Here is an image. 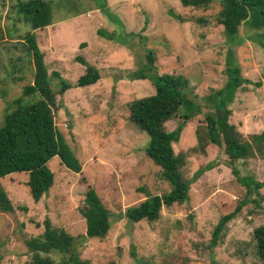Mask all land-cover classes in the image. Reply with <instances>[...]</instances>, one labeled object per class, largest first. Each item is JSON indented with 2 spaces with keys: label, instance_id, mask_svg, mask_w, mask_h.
I'll return each instance as SVG.
<instances>
[{
  "label": "rangeland",
  "instance_id": "374dc122",
  "mask_svg": "<svg viewBox=\"0 0 264 264\" xmlns=\"http://www.w3.org/2000/svg\"><path fill=\"white\" fill-rule=\"evenodd\" d=\"M14 1L0 0V121L6 103L32 77L22 42L29 25L16 16ZM47 1L51 21L33 30L47 70L59 71L74 84L84 70L74 56L81 55L100 77L92 84L68 88L57 97L54 109L55 125L77 157L80 171L67 169L53 156L48 161L52 185L36 202L29 195L25 172L0 178L13 206L0 211V264H31L24 240L40 235L44 217L72 235L73 250L88 264H264L252 236L253 228L264 223V149L252 144L245 158L229 165L224 145L207 142L201 151L195 148L194 133L195 127L205 124L210 103L205 97L225 81L226 64L237 66L248 80L227 104L238 141L251 142L252 133L264 130V28L240 24L230 40L215 21L219 0L206 8L183 7L178 0ZM197 16L203 21H196ZM97 28L107 35H99ZM147 52L154 58L151 71L187 79V94L203 111L185 123L172 143L174 152L184 155L183 177L190 178L208 163L212 168L192 180L181 204L162 206L153 221L132 222L124 215L127 206L169 188L145 154V133L128 118L129 102L151 94L153 86L148 78L123 74L145 66ZM176 123L177 118H171L163 126L169 131ZM232 167L263 183L257 194H246ZM87 187L97 192L109 212V228L102 238L85 236L79 210ZM243 198L246 201L235 211ZM231 211L233 217L211 245L215 223ZM69 254L53 250L51 264H70Z\"/></svg>",
  "mask_w": 264,
  "mask_h": 264
},
{
  "label": "trees",
  "instance_id": "16d2710c",
  "mask_svg": "<svg viewBox=\"0 0 264 264\" xmlns=\"http://www.w3.org/2000/svg\"><path fill=\"white\" fill-rule=\"evenodd\" d=\"M183 7L206 8L212 0H178ZM220 9L215 21L222 25L225 36L230 40L240 24L250 28H264V0H219ZM13 8L16 16L29 25L23 36V46L32 65V77L26 82L20 93L6 103L0 121V178L11 172H25V183L31 199L36 202L47 192L53 182V173L48 161L57 156L59 163L73 172L80 171V163L58 130L54 122V109L57 97L71 86H86L99 77L98 69L81 55L74 59L84 66V70L70 83L59 71L47 70L43 54L38 48L33 30L50 23V6L47 0H15ZM73 16V15H72ZM203 21V17H195ZM99 35H107L97 28ZM112 35V33L110 34ZM83 45V42L79 43ZM147 60V62H146ZM154 60L150 52L145 54V66L136 71L126 72L128 78H148L153 92L131 100L128 104V118L145 133L147 140L144 151L147 157L159 167V176L169 188L160 194H146L136 205L127 206L126 218L132 222L142 219L153 221L159 217L160 208L173 203L181 204L188 196L189 185L204 169L212 168L210 163L197 169L190 178H184L180 166L184 162L182 153H175L172 143L180 134L182 127L197 114L203 113L201 105L188 96L187 79L173 72L156 73L151 71ZM226 78L223 85L205 97L209 109L204 112L205 124L194 129L195 148L204 151L207 142L216 146L224 145L229 165L237 158H245L250 146L264 149V130L251 134V142H240L235 128L228 121L230 113L227 104L232 101L237 87L243 81L237 66L226 64ZM259 84V82H256ZM243 89V86H239ZM177 118L176 126L171 130L164 128V121ZM237 132V131H236ZM240 133V132H239ZM195 148L193 150L195 151ZM236 180L245 187L247 195L255 193L263 185L250 175H241L232 167ZM245 198L235 207V211ZM258 204V199H252ZM13 209L3 186L0 183V211ZM84 218L85 236L102 238L108 228V209L101 202L97 192L87 187L83 197V206L79 210ZM234 211L222 214L212 230L210 244L214 245L225 223L233 217ZM42 232L24 240L31 252V264H51L49 253L53 250L68 252L70 264H88L73 250V238L62 227L53 226L48 217L42 220ZM254 249L264 262V223L252 230ZM46 255V256H45ZM216 264V263H215Z\"/></svg>",
  "mask_w": 264,
  "mask_h": 264
}]
</instances>
